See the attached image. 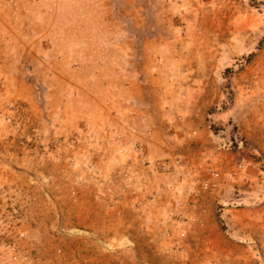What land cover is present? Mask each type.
Wrapping results in <instances>:
<instances>
[{"label":"rangeland","instance_id":"1","mask_svg":"<svg viewBox=\"0 0 264 264\" xmlns=\"http://www.w3.org/2000/svg\"><path fill=\"white\" fill-rule=\"evenodd\" d=\"M0 264H264V0H0Z\"/></svg>","mask_w":264,"mask_h":264}]
</instances>
